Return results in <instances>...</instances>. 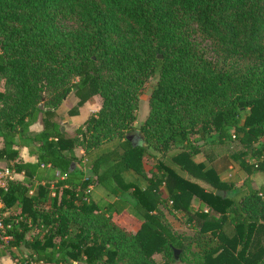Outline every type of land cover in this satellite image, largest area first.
I'll use <instances>...</instances> for the list:
<instances>
[{
    "label": "trees",
    "instance_id": "1",
    "mask_svg": "<svg viewBox=\"0 0 264 264\" xmlns=\"http://www.w3.org/2000/svg\"><path fill=\"white\" fill-rule=\"evenodd\" d=\"M149 79L148 112L134 126ZM71 91L69 115L93 95L100 106L67 135L55 110ZM233 135L242 151L221 154ZM0 137L16 171L59 175L32 193L26 177L0 189L15 211L0 255L16 264H264V186L230 197L234 182L214 164L251 173L253 158L264 172V0H0ZM17 137L35 163L15 161ZM146 157L157 161L152 176ZM97 185L107 197H92ZM160 189L201 237L170 224ZM128 198L135 231L117 222Z\"/></svg>",
    "mask_w": 264,
    "mask_h": 264
},
{
    "label": "rangeland",
    "instance_id": "2",
    "mask_svg": "<svg viewBox=\"0 0 264 264\" xmlns=\"http://www.w3.org/2000/svg\"><path fill=\"white\" fill-rule=\"evenodd\" d=\"M152 83H153V80L149 79L144 85L143 93L140 95V109L138 111L136 122L133 124L134 126H138L140 123H142V121L146 117V114L148 112V101H149V96H150V92H151ZM94 96L95 95L91 96L84 103L83 109L85 110V108H86V111H85L86 114H88L90 111L92 113H94L95 110H97V106H98L99 103H97L96 96L95 97ZM66 98H67L66 102H64V104H62L63 102L61 103L62 104V110L61 111H63L64 113L68 114L69 109H71L73 106H75V104H76V102L78 101L79 98L74 94L73 91H71ZM78 110H79V108H78ZM65 111H67V112H65ZM78 113H79V111H78ZM69 116H71V115H69ZM61 125H62V123H61ZM72 129L65 131V133L67 135H72L74 133V131H75V129H73V131H71ZM69 132H71V134H69ZM129 136L131 137V139L135 138V136H134V138H132V134L129 135ZM240 150L242 151V146H241V143H240V141L238 139V136H237L236 138H233L232 141L230 142V147L221 148L219 150V152L221 154H223L224 152L225 153H227V152L230 153L231 151L232 152L233 151L237 152V151H240ZM250 154L251 153H248L247 156L245 157V159H247V158L249 159ZM77 156H79V157L81 156L79 154L78 150H77ZM222 158H224V157H222ZM252 159L250 160V162L249 161L247 162V164H249V166H250L249 168L251 169L252 172L259 171L256 168L255 165L253 166L251 164V162H253ZM155 161L156 160H152L149 157L148 158L146 157V159L144 161L145 171H147V173L150 176L154 175L157 172L156 167L153 164V163H155ZM233 162L234 163H232V168L228 169V176L230 177L233 174L232 172H234L236 179H238V181L242 185H245L244 183L247 180V178H246V176H247L246 172L247 171L245 169L241 168V166L238 165V163L236 161H233ZM218 163L223 164L226 167L229 166L228 164H226L227 162H225L224 160H219ZM225 175H226V172H225ZM137 184L140 185L141 187H144L145 185H147L146 179H144V178L141 179V180L138 179ZM93 188H92V190H93ZM160 191H161V198L164 201L165 193L162 192V189H160ZM95 197H98L96 192H95ZM110 199H112V196L110 197ZM164 203H165V201L162 203L163 206H161V207H163L162 209H164V211H165V216H166L167 220L170 222V224L175 229H177L178 231H181V233H184L185 235H190V236H194V237L195 236L196 237H201V235L198 233V229H199V225L200 224H199V222H197V220H194V221L187 220L186 216L182 212L174 210L172 207H170L171 204H168V205L164 206ZM194 205L196 206L197 204L194 203ZM3 211H5L7 213V215H10V213L11 214L15 213V211L11 212V210H7L6 208H4V206H3ZM133 213L134 212L132 211V205H131V210L130 211L126 210V211H123L121 214H119V216L117 218L118 224L121 225L122 227H124L126 230L135 231L138 228V226L140 224V221L135 217V215ZM38 231H39L38 228H33L31 234L34 235ZM14 250L17 252V255L19 257L21 255L25 256L28 253V250L24 246H21L20 248L14 249ZM154 260L157 261V262L162 261L161 260V255L160 254H154ZM71 264H77V263L73 262ZM179 264H187V262L183 261V262H181Z\"/></svg>",
    "mask_w": 264,
    "mask_h": 264
},
{
    "label": "crops",
    "instance_id": "3",
    "mask_svg": "<svg viewBox=\"0 0 264 264\" xmlns=\"http://www.w3.org/2000/svg\"><path fill=\"white\" fill-rule=\"evenodd\" d=\"M96 96V95H95ZM94 96V97H95ZM93 97V98H94ZM97 99V110L100 106V100L99 97L96 96ZM67 98L63 101L62 104H64V102H66ZM62 104L55 110L56 112V119L62 123V129L67 131L70 129H76V127H78L79 125L83 124L85 122V120L88 118V116L90 115V113H92L91 111L86 114V108L85 110L83 109V106L79 107V113H77L76 115H71L69 116L68 114L64 113L62 110ZM95 110V111H97ZM83 111V112H82ZM67 112V111H65ZM64 113V114H63ZM43 129V123L42 121L39 119L37 120L35 123H33L32 125L29 126V131L30 133H38ZM73 129L71 131H73ZM69 134H71V132H69ZM135 134H132V138H134ZM138 139V140H137ZM136 140L139 141V138H137ZM17 144L14 146V148L17 150V157L15 158V161H23V162H27V163H35L37 161V158L35 155L31 154L29 152V148L26 146V144H24V140L21 139L20 137H17L16 139ZM2 138L0 137V149L2 147ZM205 149H207V147H204ZM77 150L79 151V154L82 155L83 154V149L82 148H74L72 153L77 156ZM215 150V149H214ZM194 159L196 161H203L205 160V154L204 152H200L199 154L195 155ZM12 162L13 160H7L4 159L3 156L0 157V168L3 167H11L12 166ZM234 163V162H232ZM232 163L229 164V166H222V164L218 163V161H216L214 164L217 167V169L219 170L220 173V179L226 182H234L235 185V190H230L228 191V195L230 197H237L235 195V191L236 192H241L243 190L248 189L249 186L251 187H260L261 185H264V172L263 171H256V172H252V173H248L246 172L247 176V180L245 181V185H242L238 179H236L234 172H232L233 174L229 177L228 176V169L232 168ZM145 167V164H144ZM226 172V175H225ZM20 175L18 176V181H22L26 178H28L27 176H25L24 173L19 172ZM52 176H58L57 172L55 170H39L37 176H33L32 178H28L29 179V184H30V190L29 193H32L33 191H35V189L39 186V185H43L45 181H47L48 178L52 177ZM26 177V178H25ZM128 180L129 181H138V177L136 175H132L131 173H129L127 175ZM62 178V177H60ZM204 185V184H203ZM95 192L97 193L98 197H95ZM92 197L95 200H98L100 198L103 197H107V193L104 190V188L100 185H97L93 188L92 192ZM226 194V192H225ZM239 196V195H238ZM129 201L128 203H123V205L125 206L124 209L120 212V214L123 211H130L131 210V205L133 200L131 198H128ZM194 203L197 204L196 201H193ZM128 207V208H127ZM13 210V209H11ZM17 210V209H16ZM133 211V209H132ZM0 251H3L2 246H0ZM0 264H16V262L8 255H0Z\"/></svg>",
    "mask_w": 264,
    "mask_h": 264
},
{
    "label": "built area",
    "instance_id": "4",
    "mask_svg": "<svg viewBox=\"0 0 264 264\" xmlns=\"http://www.w3.org/2000/svg\"><path fill=\"white\" fill-rule=\"evenodd\" d=\"M232 137L235 138L234 135ZM19 175L20 173L13 169V167L6 166L0 168V189L6 190L9 182L18 180ZM90 189L92 188L90 187ZM52 195H54V193ZM6 215L7 213L3 211V203L0 199V246H2V248H5L13 239L12 235L8 233L9 229L12 228V221H7L5 218Z\"/></svg>",
    "mask_w": 264,
    "mask_h": 264
},
{
    "label": "water",
    "instance_id": "5",
    "mask_svg": "<svg viewBox=\"0 0 264 264\" xmlns=\"http://www.w3.org/2000/svg\"><path fill=\"white\" fill-rule=\"evenodd\" d=\"M39 107L40 108H43V103H40V105H39ZM129 139H131V137L128 135L127 136ZM217 195H220V196H224L225 195V191H223V190H216V192H215ZM179 250L178 249H174V254H175V257H176V259H178V256H179Z\"/></svg>",
    "mask_w": 264,
    "mask_h": 264
}]
</instances>
